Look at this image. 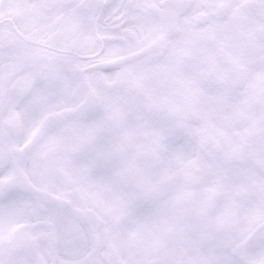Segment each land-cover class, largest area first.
<instances>
[{
  "label": "snow or ice",
  "instance_id": "1",
  "mask_svg": "<svg viewBox=\"0 0 264 264\" xmlns=\"http://www.w3.org/2000/svg\"><path fill=\"white\" fill-rule=\"evenodd\" d=\"M0 264H264V0H0Z\"/></svg>",
  "mask_w": 264,
  "mask_h": 264
}]
</instances>
